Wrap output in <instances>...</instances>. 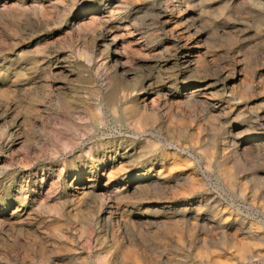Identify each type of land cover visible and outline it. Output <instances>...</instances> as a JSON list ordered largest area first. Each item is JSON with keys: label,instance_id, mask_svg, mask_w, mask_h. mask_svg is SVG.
<instances>
[{"label": "rangeland", "instance_id": "374dc122", "mask_svg": "<svg viewBox=\"0 0 264 264\" xmlns=\"http://www.w3.org/2000/svg\"><path fill=\"white\" fill-rule=\"evenodd\" d=\"M0 264H264V0H0Z\"/></svg>", "mask_w": 264, "mask_h": 264}, {"label": "bare ground", "instance_id": "6f19581e", "mask_svg": "<svg viewBox=\"0 0 264 264\" xmlns=\"http://www.w3.org/2000/svg\"><path fill=\"white\" fill-rule=\"evenodd\" d=\"M252 141H253V140H252ZM257 142H258V141H257ZM259 143H260V142H259ZM260 144H263L262 141H261ZM260 144H259V145H260ZM247 145H248V143H247ZM260 146H261V145H260ZM253 147H254V146H253ZM257 157H258V156H257ZM167 166H168V165H167ZM171 167H172V166H171ZM171 167H169V169H170ZM172 168H174V167H172ZM169 169H168V170H169ZM239 249H240V248H239Z\"/></svg>", "mask_w": 264, "mask_h": 264}]
</instances>
